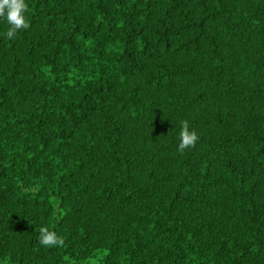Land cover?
Returning <instances> with one entry per match:
<instances>
[{"label": "trees", "instance_id": "16d2710c", "mask_svg": "<svg viewBox=\"0 0 264 264\" xmlns=\"http://www.w3.org/2000/svg\"><path fill=\"white\" fill-rule=\"evenodd\" d=\"M25 2L15 39L0 17V264H264V0Z\"/></svg>", "mask_w": 264, "mask_h": 264}, {"label": "clouds", "instance_id": "9594fccd", "mask_svg": "<svg viewBox=\"0 0 264 264\" xmlns=\"http://www.w3.org/2000/svg\"><path fill=\"white\" fill-rule=\"evenodd\" d=\"M27 8L25 0H0V17L6 18L10 26L5 34L7 39H15L19 30L30 28V23L25 18ZM180 124L178 151L183 153L186 149L195 147L199 136L195 130H190L187 120L180 121ZM36 232L39 233L38 240L42 246L51 248L64 245L63 238L46 226L37 227Z\"/></svg>", "mask_w": 264, "mask_h": 264}]
</instances>
